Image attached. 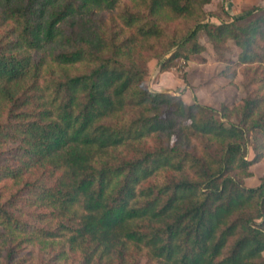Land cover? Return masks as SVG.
Here are the masks:
<instances>
[{
    "label": "trees",
    "instance_id": "trees-1",
    "mask_svg": "<svg viewBox=\"0 0 264 264\" xmlns=\"http://www.w3.org/2000/svg\"><path fill=\"white\" fill-rule=\"evenodd\" d=\"M127 1L0 0V26L9 25L0 34V181L33 174L26 203L56 224L29 225L5 208L9 198L0 238L66 234L79 264H110L128 246L155 264H264V178L241 182L264 157V6L213 24L209 0ZM175 20L190 25L168 33ZM199 31L213 45L231 40L236 63L254 65L239 109L185 104L144 85L148 58L160 70L188 60L203 50ZM42 51L46 69L33 55ZM158 135L173 140L140 145Z\"/></svg>",
    "mask_w": 264,
    "mask_h": 264
},
{
    "label": "rangeland",
    "instance_id": "rangeland-1",
    "mask_svg": "<svg viewBox=\"0 0 264 264\" xmlns=\"http://www.w3.org/2000/svg\"><path fill=\"white\" fill-rule=\"evenodd\" d=\"M122 1L128 2L127 0ZM261 6H264V0H209L203 9L208 14L206 20L216 24L219 21H229L236 16L251 12L244 20L249 19L256 13L254 8ZM102 17L106 20L108 13L102 12ZM189 25V22L175 20L167 23L166 31L179 33L186 30ZM8 28L9 25L0 26V34ZM197 41L203 46L200 53L190 55L188 60L176 58L166 65L165 70L159 69L156 59L148 58L145 62L144 85L151 91L177 95L185 104L197 102L215 110H218L222 105L228 109L233 107L239 109L246 95L245 84L253 76L252 67L254 65L249 67L236 63L239 49L231 40H226L220 45H213L205 33L199 31ZM33 55L35 58L38 56L43 58L42 66L44 69L50 66L47 51L33 52ZM167 56L168 54L164 58ZM254 86L253 84L250 88H254ZM237 116L235 113H231L228 118L232 122H237ZM0 120L6 121L4 113H2ZM248 137L245 159L251 160L254 151L250 133ZM171 140H173L172 136L169 141L165 135L150 136L142 140L140 145L144 148H153L156 145L171 142ZM191 144H196V142L192 140ZM12 146L14 145H4L3 150ZM118 151L125 152L123 149ZM1 162L2 154H0ZM39 170V174H49L45 168ZM247 170L249 175L241 178L243 186L248 188L257 186L260 179L264 178V157L255 162L251 161ZM57 174L58 172H55L50 180H53ZM229 174L241 177V174L235 170ZM33 178H35L33 174L26 173L21 182H14L10 179L1 180L0 204L5 203L10 198L12 205H5V208L11 210L12 214L29 225L51 230L56 226L54 219L39 220L38 214L45 213L46 210L34 204L26 203L28 190L24 187L23 182H29ZM149 182L151 181L149 180ZM20 238L21 235L12 238L4 235L0 238V264H79L81 262V252L77 248L71 249L69 247L65 239L66 234L52 239H33L30 242H20L18 241ZM262 254L264 256V252ZM106 261L94 259L92 264H107ZM110 264L155 263L148 259L144 249L135 250L133 246H128L120 257H113Z\"/></svg>",
    "mask_w": 264,
    "mask_h": 264
},
{
    "label": "crops",
    "instance_id": "crops-1",
    "mask_svg": "<svg viewBox=\"0 0 264 264\" xmlns=\"http://www.w3.org/2000/svg\"><path fill=\"white\" fill-rule=\"evenodd\" d=\"M264 252V251H263Z\"/></svg>",
    "mask_w": 264,
    "mask_h": 264
}]
</instances>
